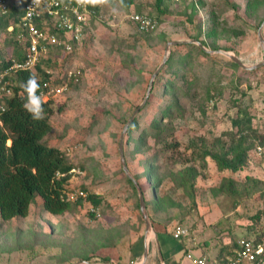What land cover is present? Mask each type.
Listing matches in <instances>:
<instances>
[{
    "label": "rangeland",
    "instance_id": "obj_1",
    "mask_svg": "<svg viewBox=\"0 0 264 264\" xmlns=\"http://www.w3.org/2000/svg\"><path fill=\"white\" fill-rule=\"evenodd\" d=\"M260 1L249 12L246 0H192L200 6L194 13L190 0H163V14L155 0L98 2L99 12L87 17L85 34L73 53L50 55L49 80L63 89L48 101L52 129L44 140L74 166L65 192L86 188V195L98 196L101 203L94 209L84 202L71 213L54 216L44 211L37 197L27 217L0 221V264H74L87 258L92 264H131V255L136 264L140 262L141 251L135 255L132 245L142 244L145 226L138 195L125 182L118 144L170 41L198 38L215 53H200L195 44L170 47L172 65L166 66L167 60L161 68L150 103L149 95L135 117L137 130L130 138L124 136L125 161L144 190L150 222H163L170 231L188 228L189 235L180 240L194 238L195 230L217 242L224 238L230 250L239 238L264 232V146H255L241 172L220 173L212 164L202 171L194 203L175 182L179 170L198 166L201 144L237 130L233 122L238 110L245 108L253 117L252 128L264 134V49L257 38L264 0ZM132 14L147 15L157 24L143 33L130 21ZM212 24L214 35L207 37ZM10 33L0 35V62L14 54ZM219 51L246 66L263 65L253 70L234 67ZM171 83L174 90H166ZM175 100L181 110H176L170 125L173 137L153 139L152 120ZM174 143L177 150L166 147ZM149 169L154 170L156 190L145 179ZM230 179L232 186L226 184ZM94 211L98 215L91 219Z\"/></svg>",
    "mask_w": 264,
    "mask_h": 264
},
{
    "label": "trees",
    "instance_id": "obj_2",
    "mask_svg": "<svg viewBox=\"0 0 264 264\" xmlns=\"http://www.w3.org/2000/svg\"><path fill=\"white\" fill-rule=\"evenodd\" d=\"M61 1L71 4L76 0ZM162 1L163 0H155L157 10L161 14L164 13L163 10H160ZM169 1L174 2V0ZM190 1L193 12H199L200 6L198 2ZM8 2L9 10L7 11V15H0V35L6 32L9 27H13V31L9 35L14 38V41H12L13 43H11L13 44L12 47H14V54L0 62V69L9 66L12 61H20L24 49L19 39L20 33L16 26L24 15L23 5L25 0H8ZM85 3L88 11L92 13L91 16L97 15L99 12L98 3ZM260 3V0H246V10L249 12L253 11ZM153 21L155 22L154 25H156L157 21L154 19ZM35 24L40 27L41 21L36 20ZM215 26L216 24H212V27L205 32L207 37L214 35L213 28ZM195 41H199L198 38H196ZM200 43L206 46L204 42L201 41ZM54 51H58L59 54V52L62 53L63 49L60 47L50 48L49 54L34 70H19L7 76L5 79L9 82L11 95L7 96L0 94V109L3 108V111L0 110L1 223H8L13 219L27 217L29 207L35 202L37 197L41 199L44 211L54 216L71 213L77 206L80 207L84 202L90 203L94 209L98 208L101 203L100 198L92 194H88L86 199H78L75 202H71L65 197L64 192L66 191V185L70 178L69 172L74 166L67 161L63 152L57 148L50 147L44 140L52 129V125L49 121V116L53 111L50 107L52 103L42 102L43 118L40 120H33L31 115L23 107L27 100V93L24 91V86L30 77L35 78L39 85L35 95L40 92L44 84L53 85L52 82L49 81V74L45 71L49 68V58ZM198 51L203 53L201 49H198ZM172 59L173 57L171 55L166 66L172 65ZM231 65L237 67L235 64ZM173 85L174 83L168 84L165 86V89L174 90ZM152 89L151 93H153ZM151 93L148 103H150L151 100ZM176 110H181L177 100L167 104L166 107L164 106L160 110L158 116L152 120L153 124L151 129L153 131L151 136L153 139L165 141L173 137V131L170 125L175 118L174 114ZM236 116L237 118L234 120L233 125L237 127V130L225 133L222 132L221 136L214 138L209 145L206 143L201 144L197 150L198 154L196 161L198 162V166H187L179 170L176 174L175 182L177 187L181 189L193 203L195 202L196 181L202 175V171L208 168V159L211 160L218 172L228 171L237 173L241 172L247 166L250 159L249 153L255 146H264V134L259 135L256 129L252 128L251 121L253 117L246 113L245 108L238 110ZM179 117H181V114H179ZM165 120H167L166 124H164ZM136 130L137 123L135 119L127 129L126 135L130 138ZM224 136L227 139L226 141L223 140ZM129 142L130 140L127 141V144ZM177 146L178 145L175 143L166 144V147L169 149H174ZM177 149L178 148H175V150ZM153 173L154 170L149 169L145 179L149 183L151 190H156L158 188V183L152 182ZM57 174H64V176L58 177ZM134 178L138 182L139 178L136 176H134ZM125 182L137 193L133 183L127 177H125ZM226 184L232 186L233 182L230 179L227 180ZM83 190L87 192L86 188H83ZM141 190L145 200L142 187ZM218 190L221 191L223 189L219 187ZM137 206L139 209L138 203ZM95 212L89 215L91 219L95 217ZM254 218L258 219L259 213L256 214ZM253 240L255 243H264V232L254 236ZM227 249H229L228 252ZM227 249L226 253L223 254L225 256L221 255L214 259L218 261L232 259L237 249V241L232 250H230V247ZM130 258L132 260H130V263L133 264L136 257L131 255ZM90 260V258L86 259L88 262H90ZM103 260L109 262L106 258Z\"/></svg>",
    "mask_w": 264,
    "mask_h": 264
},
{
    "label": "built area",
    "instance_id": "obj_3",
    "mask_svg": "<svg viewBox=\"0 0 264 264\" xmlns=\"http://www.w3.org/2000/svg\"><path fill=\"white\" fill-rule=\"evenodd\" d=\"M181 1L174 0L176 3ZM8 10V0H0V15H7ZM23 12L24 15L16 26L20 33L19 39L24 47L23 55L20 61H12L9 66L0 69L1 95H11L9 82L5 79L7 76L19 70H34L49 54L50 48L60 47L63 52L71 54L74 50L73 47L81 43L85 34L84 28L87 24V17L92 14L86 8V3L79 4L77 0L71 4L64 3L61 0H41L39 5L34 4L33 0H25ZM36 20L41 21L40 27L35 24ZM130 21L141 32H148L154 27L155 23L151 17L143 14H132ZM7 31L12 32L13 27H9ZM45 72L51 74L49 70ZM49 81L51 82V80ZM62 89L55 84H44L36 96L42 102H48L54 97V94L59 93ZM0 110L3 111V108ZM57 176L62 177L64 174H57ZM64 194L66 199L71 202L87 197L83 190L65 192ZM95 213L97 216L98 213ZM171 235L173 239L179 240L188 236L189 230L177 226L173 229ZM185 257L192 264H264V243H255L253 238L241 237L237 240L234 257L226 261H218L192 254H187Z\"/></svg>",
    "mask_w": 264,
    "mask_h": 264
},
{
    "label": "crops",
    "instance_id": "obj_4",
    "mask_svg": "<svg viewBox=\"0 0 264 264\" xmlns=\"http://www.w3.org/2000/svg\"><path fill=\"white\" fill-rule=\"evenodd\" d=\"M208 161L209 160H207L208 167H210L211 164L214 165L212 162L210 163ZM151 224L152 231L147 236H145L144 232L142 235V244L132 245L135 255L138 256L141 251V254L139 255L140 260L143 255L144 248L147 245V259L145 264H192L191 262L184 260L187 254L196 256L203 255L209 259H214L225 254L226 249L229 247L228 245L230 242H224L226 239L224 240V238H221L223 241L217 242L215 239L205 236L204 233L200 235V230L194 231V238L187 240H175L171 235L173 230L170 231V227L168 225L163 222L153 221ZM196 231H198L197 234H195ZM133 264H136V262Z\"/></svg>",
    "mask_w": 264,
    "mask_h": 264
},
{
    "label": "water",
    "instance_id": "obj_5",
    "mask_svg": "<svg viewBox=\"0 0 264 264\" xmlns=\"http://www.w3.org/2000/svg\"><path fill=\"white\" fill-rule=\"evenodd\" d=\"M264 29V21L260 24L258 30H257V38H258V42L260 44V46L264 49V37L262 35V31ZM195 44L197 45L202 51H204L207 54H211V53H215L213 51H209L206 50L203 45L199 42V41H195V40H191L189 42H173L170 41L167 43V50H166V54L163 58L162 63L160 64V66L157 68V70L153 73L144 100L141 103V105L136 108V110L133 112V114L131 115V117L129 118V120L126 122V124L124 125V128L122 130L120 139H119V144H118V154H119V160H120V164H121V168L125 174V176L133 183L136 191H137V195H138V204H139V211H140V215L144 221V226H145V236H147L149 233H151L152 231V224L150 222L149 216H148V212L146 209V204H145V200L142 194V190L141 187L139 185V183L137 182V180L130 174L129 169L127 167L126 161H125V156H124V136L127 132V129L129 128V126L131 125V123L133 122V120L135 119L136 115L138 114V112L143 108V106L146 104L149 95L151 93V89L153 87V83L154 80L157 76V74L160 72L161 68L164 66V64L166 63V61L168 60L169 57V48L178 44ZM220 54H224L225 56H227L234 64H236L237 66H239L240 68L244 69V70H253L257 67H259L260 65L263 64H259V65H255V66H246L244 65L237 57H235L234 55L230 54V53H223L221 51H219ZM147 259V245L144 248V252L142 255V258L139 262V264H145V261ZM74 264H92L88 261H82V262H77Z\"/></svg>",
    "mask_w": 264,
    "mask_h": 264
},
{
    "label": "clouds",
    "instance_id": "obj_6",
    "mask_svg": "<svg viewBox=\"0 0 264 264\" xmlns=\"http://www.w3.org/2000/svg\"><path fill=\"white\" fill-rule=\"evenodd\" d=\"M41 0H33L34 4L39 5ZM103 3L104 0H77V3ZM39 88L35 78L30 77L24 86V91L27 93V100L24 103V109L31 115L33 120H40L43 118L42 101L35 95L36 90Z\"/></svg>",
    "mask_w": 264,
    "mask_h": 264
}]
</instances>
